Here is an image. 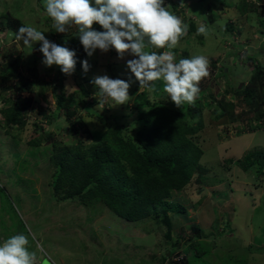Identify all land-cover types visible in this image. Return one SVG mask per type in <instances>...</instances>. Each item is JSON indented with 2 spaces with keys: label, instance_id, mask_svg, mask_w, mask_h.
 <instances>
[{
  "label": "rangeland",
  "instance_id": "374dc122",
  "mask_svg": "<svg viewBox=\"0 0 264 264\" xmlns=\"http://www.w3.org/2000/svg\"><path fill=\"white\" fill-rule=\"evenodd\" d=\"M167 5L189 25L172 49L177 61L194 55L210 60L195 103L181 106L192 124L200 116L204 121L193 140L209 171L173 193L169 202L184 210L170 213L171 228L163 215L129 222L99 200L68 198L66 188L53 186L59 156L98 144L114 128V116L119 132L133 139L143 104L172 107L163 82L155 81L152 91L140 89L127 67L135 57L121 58L114 47L91 57L85 52L70 76L45 66L34 53L42 43L21 46L19 28L34 26L49 41L67 48L76 42L78 49L77 26L56 32L44 0H0V243L27 235L37 264H264V174L243 171L247 151L264 154V0H165ZM201 24L207 37L197 34ZM94 29L104 31L99 24ZM105 74L131 84L127 104H99L91 81ZM8 106L20 107V124H7Z\"/></svg>",
  "mask_w": 264,
  "mask_h": 264
},
{
  "label": "clouds",
  "instance_id": "9594fccd",
  "mask_svg": "<svg viewBox=\"0 0 264 264\" xmlns=\"http://www.w3.org/2000/svg\"><path fill=\"white\" fill-rule=\"evenodd\" d=\"M46 14L54 21L56 32L65 33L72 25L78 28V37L89 57L97 49L108 52L115 48L121 58L125 53L134 59L127 67L139 82L140 89H155L154 82H163L167 93L177 108L185 103L193 104L200 93L201 81L208 77L210 60L205 55H194L177 61L175 49L182 37L187 36L189 25L172 12L165 0H44ZM99 24L104 31L94 29ZM45 32L31 25H22L17 39L26 46L41 42L40 51L47 67H60L66 75L75 72L76 52L49 41ZM197 34H209L205 24ZM150 48L168 49L163 52ZM85 73L90 69L88 60L82 62ZM99 89V104L111 101L116 105L127 104L131 84L108 75H97L91 81ZM36 251L30 250L27 235H13L0 243V264H37ZM44 264H48L47 261Z\"/></svg>",
  "mask_w": 264,
  "mask_h": 264
},
{
  "label": "trees",
  "instance_id": "16d2710c",
  "mask_svg": "<svg viewBox=\"0 0 264 264\" xmlns=\"http://www.w3.org/2000/svg\"><path fill=\"white\" fill-rule=\"evenodd\" d=\"M93 27L97 29V24ZM74 46L76 42L68 48L76 52V59H85L83 47ZM6 74L5 79H9L10 71ZM141 110L138 121L142 125L133 139L119 132L120 118L114 116V128L98 144L84 153L76 148L75 152L59 156L64 159L60 158L57 163L53 186L57 190L66 188L68 198L99 200L129 222L163 215L171 228L170 213L184 209L171 204L169 199L173 193L185 190L196 178L200 182L209 171L201 163L203 150L193 140L204 128V121L200 116L199 121L192 124L173 103L172 107L157 102L145 103ZM3 114L9 126L21 123L20 107L8 106ZM252 169L264 174L263 153L247 156V168L243 171L249 173Z\"/></svg>",
  "mask_w": 264,
  "mask_h": 264
},
{
  "label": "water",
  "instance_id": "95a60500",
  "mask_svg": "<svg viewBox=\"0 0 264 264\" xmlns=\"http://www.w3.org/2000/svg\"><path fill=\"white\" fill-rule=\"evenodd\" d=\"M21 46H25L23 40H21ZM34 53L38 56V58H42L43 57V53L40 50H34ZM243 87H244V84H241L240 85V89H242Z\"/></svg>",
  "mask_w": 264,
  "mask_h": 264
},
{
  "label": "crops",
  "instance_id": "0c3cea01",
  "mask_svg": "<svg viewBox=\"0 0 264 264\" xmlns=\"http://www.w3.org/2000/svg\"><path fill=\"white\" fill-rule=\"evenodd\" d=\"M260 145H261V146H264L263 143H261ZM251 152H252V150L247 151V155L250 154ZM262 153H263V152H262ZM248 194H249V192L247 193V195H248ZM252 195H253V193H252Z\"/></svg>",
  "mask_w": 264,
  "mask_h": 264
}]
</instances>
